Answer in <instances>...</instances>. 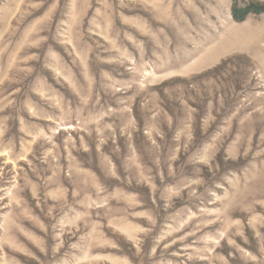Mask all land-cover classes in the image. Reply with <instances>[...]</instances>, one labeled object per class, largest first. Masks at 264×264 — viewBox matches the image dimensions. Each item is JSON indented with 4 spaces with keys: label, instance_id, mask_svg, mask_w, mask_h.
I'll use <instances>...</instances> for the list:
<instances>
[{
    "label": "rangeland",
    "instance_id": "374dc122",
    "mask_svg": "<svg viewBox=\"0 0 264 264\" xmlns=\"http://www.w3.org/2000/svg\"><path fill=\"white\" fill-rule=\"evenodd\" d=\"M264 0H0V264H264Z\"/></svg>",
    "mask_w": 264,
    "mask_h": 264
},
{
    "label": "trees",
    "instance_id": "16d2710c",
    "mask_svg": "<svg viewBox=\"0 0 264 264\" xmlns=\"http://www.w3.org/2000/svg\"><path fill=\"white\" fill-rule=\"evenodd\" d=\"M231 11L235 21H243L249 14L259 15V13L264 12V4L248 2L242 7L233 6Z\"/></svg>",
    "mask_w": 264,
    "mask_h": 264
}]
</instances>
